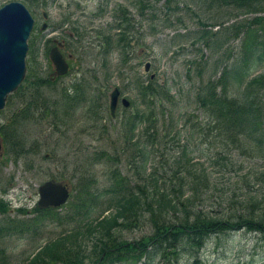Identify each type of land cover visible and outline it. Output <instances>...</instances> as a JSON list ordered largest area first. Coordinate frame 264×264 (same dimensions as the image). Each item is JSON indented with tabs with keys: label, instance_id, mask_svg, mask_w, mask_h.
Here are the masks:
<instances>
[{
	"label": "rangeland",
	"instance_id": "374dc122",
	"mask_svg": "<svg viewBox=\"0 0 264 264\" xmlns=\"http://www.w3.org/2000/svg\"><path fill=\"white\" fill-rule=\"evenodd\" d=\"M3 1L5 0H0V4ZM23 1L37 25L43 19L41 10L47 11L48 27L41 33L46 37L58 32L54 30L52 24L59 22L62 13L69 9L72 10L70 18L78 19L85 26L80 37L76 34L72 37L64 34L71 42L68 43L72 53L68 71L55 76L50 82L40 84L38 89L41 88L45 93H54L55 88L79 83L80 75L87 81L85 101L79 103L72 114L59 119L48 107L39 117L21 119L16 110L24 94L32 89L30 80L36 76L47 75L51 70L50 60L44 52L41 51L37 55L39 62L36 63V60L30 57L29 50L27 51L25 74L19 90L9 94L10 99L6 100L7 103L0 112V116L2 114L4 117L7 113L15 114L18 132L24 143L23 154L13 153L12 148L5 147L3 155L0 156V196H6L11 190V196H14L11 202L13 208L18 204L31 207L38 196L37 185L53 174L63 175L70 180L72 193L76 190L79 174L86 166L94 172L98 184L106 180L111 160L108 165L103 160L88 164L87 153L99 152L101 149L111 150L114 143L118 146L119 139L123 136L121 117L124 113L132 111L133 106H127L129 109L122 114L120 108L119 115L110 116L107 90L114 83H117L129 98L137 101L136 90L132 86L135 76L147 78L149 71H152L155 81L159 79L165 81L172 96L170 100H162L161 104L155 101L153 115L158 117L156 128L157 124L159 128L161 127V120H166L164 115L167 116L169 112L172 113V120L174 118L176 121L175 126L179 125L180 118L191 109L194 112L191 117L195 114L199 116L193 99L196 85L200 79L208 75L214 76V72L211 71L213 62L217 63L220 59L227 61L229 56L235 55L241 34L236 37L230 36L216 47L203 45L198 41L191 44V34L197 30L201 31V28L216 31L222 24L239 18H249L254 14L252 11L231 8V5L217 0H147L140 12L137 11L139 10L137 0H32L30 5L26 0ZM117 3L126 4L127 11L132 13L130 20L134 22L135 29L129 31L126 36L128 41L126 49L129 54L121 58L119 50L114 48L106 53L103 64L100 50L103 48L104 37L100 30H107L106 25L112 20ZM67 4L70 5L66 10ZM166 4H169V7ZM258 12L264 13V10ZM198 20H204L206 23L201 24ZM65 22L67 25L63 23L62 27L68 26L71 21ZM35 28L36 31L37 27ZM32 31L33 28L30 33ZM179 32H183L184 35ZM213 35H210V40ZM217 35L219 36V33H216ZM111 36L114 37V34ZM113 40L114 38L110 39V42ZM42 44L44 47L45 42ZM196 46L199 48L198 51ZM41 49L43 48L40 43ZM144 60L148 61L147 69L142 67ZM192 60L199 62V65L195 67ZM262 67L264 64L254 65L251 71L255 72ZM262 96L264 99V92ZM141 137L140 135L139 139ZM35 143L37 146H34ZM248 144L247 141L241 144L226 136L217 135L212 128L193 132L189 139L187 154L196 165L202 166L210 180L201 205L207 211L214 213H224L232 209L239 211L242 205L231 199L257 192L258 185L252 171L262 160H259V155L255 151L247 147ZM130 153L131 151L129 155L123 153L117 155V161L120 162L117 165L121 172L128 170L126 158ZM156 154L148 158L145 170L149 159L157 162ZM153 160H150V163ZM244 177L248 179L247 183L243 181ZM260 204L264 206V193ZM65 207L66 205L61 206ZM30 212L15 213L19 216L33 213ZM2 217L3 213L0 212V219ZM57 228V225L45 226L41 232L43 237L41 240L53 235ZM145 230V224L139 223L131 228L122 229L121 234L125 238H131L139 236ZM33 239L27 234L3 236L0 242L5 245L7 260L2 264L19 263L21 255L32 249ZM173 264H264V236L259 232L246 231L244 228L210 233L195 255L181 252Z\"/></svg>",
	"mask_w": 264,
	"mask_h": 264
},
{
	"label": "trees",
	"instance_id": "16d2710c",
	"mask_svg": "<svg viewBox=\"0 0 264 264\" xmlns=\"http://www.w3.org/2000/svg\"><path fill=\"white\" fill-rule=\"evenodd\" d=\"M217 1L239 11L264 10V0ZM146 3L147 0H137L138 11ZM126 7L123 3L117 5L116 20L110 25L118 28L114 37L109 30L102 31V62L113 47L119 50L121 58L129 54L126 36L132 25L130 16L125 13ZM218 30L201 28L190 37L191 44L198 41L216 47L230 36L241 34L235 55L229 56L227 61L213 62L211 71L215 73L219 68L217 74L200 79L196 85L193 99L199 116L190 117L194 112L188 111L175 126L176 121L172 120L169 112L164 115L166 120H161V127L157 124L156 128L158 117L153 115L155 101L161 104L162 100H170L172 93L164 80L153 83L147 79L142 82L137 77V93L145 108L131 100L135 109L130 115V135L125 136L129 138L130 145L124 138L125 146L121 151H131L130 163H136L132 173H121L118 166L112 164L108 168L109 181L99 185L93 173L85 167L65 210L36 206L37 214L30 219L8 218L0 223V240L13 232L38 236L42 224L60 228L55 235L39 244L38 249L24 254L17 264H112L115 261L120 264H173L181 252L195 255L210 233L244 228L264 236V206L260 204L264 193V68L250 73L254 65L264 64V13L230 21ZM75 33H78L77 29ZM179 34L184 35L183 32ZM212 34L214 37L210 40ZM112 38L114 40L110 42ZM204 61L205 58L201 67ZM192 62L195 67L199 65L196 60ZM82 79V84H85ZM74 87L78 86L75 84ZM85 93L81 87L80 94ZM73 96H76L74 99L81 97L77 91L69 95ZM28 103L37 106L38 100L31 98ZM139 122L143 137L132 139L133 128ZM205 128H212L215 134L237 143L247 141L248 146H244L255 151L262 160L252 171L258 185L257 192L231 199L242 205L239 211L232 209L214 213L201 206L210 180L202 166L196 165L187 153L193 132ZM15 142L18 145L23 142L16 132ZM154 153H157V162L149 159L153 162L145 170L144 161ZM98 154L101 156L103 153ZM95 158V154H90L91 161ZM247 180L243 178L245 183ZM0 206L4 207L1 201ZM139 223H144L147 230L136 239L121 236L123 228ZM5 249L0 242V264L7 260Z\"/></svg>",
	"mask_w": 264,
	"mask_h": 264
},
{
	"label": "water",
	"instance_id": "95a60500",
	"mask_svg": "<svg viewBox=\"0 0 264 264\" xmlns=\"http://www.w3.org/2000/svg\"><path fill=\"white\" fill-rule=\"evenodd\" d=\"M16 11H22L21 13H24L23 15L26 18V22H24L22 31L19 33L20 40H17L15 45L18 48V53L15 55V75L10 83L0 89V106L4 102L6 93L18 84L25 70L24 55L27 47L26 37L32 24V16L28 8L21 0H8L0 5V22L3 19L8 18L9 15L16 13ZM42 25H44V23ZM49 56L55 65L56 72L64 71L67 68V62L57 46L53 45L50 48ZM146 65L147 62L145 61L144 67H146ZM118 92L117 86H114L109 92V106L112 112L117 101ZM122 100L125 104L128 102V99L125 97H122ZM38 190L40 193L38 203L40 205L59 204L65 200L68 194L66 182L62 180H55L53 178H49L41 182L38 186Z\"/></svg>",
	"mask_w": 264,
	"mask_h": 264
},
{
	"label": "bare ground",
	"instance_id": "6f19581e",
	"mask_svg": "<svg viewBox=\"0 0 264 264\" xmlns=\"http://www.w3.org/2000/svg\"><path fill=\"white\" fill-rule=\"evenodd\" d=\"M21 12L16 11L0 22V89L10 83L15 75V55L18 53L15 45L26 22Z\"/></svg>",
	"mask_w": 264,
	"mask_h": 264
},
{
	"label": "flooded vegetation",
	"instance_id": "af4514ba",
	"mask_svg": "<svg viewBox=\"0 0 264 264\" xmlns=\"http://www.w3.org/2000/svg\"><path fill=\"white\" fill-rule=\"evenodd\" d=\"M48 15V14H47ZM48 22V21H47ZM42 33V31L40 30L39 34ZM54 37V36H52ZM51 37V39H52ZM35 36L33 35L32 39H34ZM30 40V39H29ZM14 112H15V107H14ZM3 118H0V139H1V144H3V139L4 137L6 138V142L8 143H12V137H15V115L11 114L10 117V121L8 118V121L6 122V124H2ZM10 125V128L8 130V126ZM10 133V135H12V137H10L8 134ZM1 155V154H0Z\"/></svg>",
	"mask_w": 264,
	"mask_h": 264
}]
</instances>
